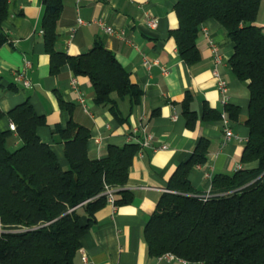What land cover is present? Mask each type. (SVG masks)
I'll return each instance as SVG.
<instances>
[{
  "label": "trees",
  "instance_id": "obj_1",
  "mask_svg": "<svg viewBox=\"0 0 264 264\" xmlns=\"http://www.w3.org/2000/svg\"><path fill=\"white\" fill-rule=\"evenodd\" d=\"M260 0H176L177 27L170 30L184 62L201 58L196 38L201 24L214 18L233 42L228 64L234 75L247 80L249 90L248 136L240 157L254 166L240 167L231 174L212 177L210 193L197 194L189 171L206 160L208 139L200 137L191 154L178 163L168 180L169 191L156 201L143 237L151 255L172 252L187 261L203 264H264V29L255 24ZM41 28L50 71L68 63L74 74L89 77L97 104H107L119 121L118 99L127 97L130 108L140 102L141 89L131 82L129 71L101 40L83 52L70 54L55 47L57 20L63 0H41ZM8 0H0V46L8 40L3 23ZM70 110V103L59 99ZM191 93L182 104L187 122L197 117L189 107ZM227 110L235 109L227 105ZM217 110L205 107L203 116L219 118ZM15 129L0 127V263L74 264L81 236L107 201L106 186L113 189L114 203L131 200L121 188L138 141L109 144L105 155L87 154L88 127L68 118L54 131L63 142V164L51 145L38 134L45 117L28 100L8 111ZM15 131L20 144L11 148ZM119 195V196H118ZM86 220H82V216Z\"/></svg>",
  "mask_w": 264,
  "mask_h": 264
},
{
  "label": "crops",
  "instance_id": "obj_2",
  "mask_svg": "<svg viewBox=\"0 0 264 264\" xmlns=\"http://www.w3.org/2000/svg\"><path fill=\"white\" fill-rule=\"evenodd\" d=\"M175 2L63 0L56 25V49L77 54L88 50L99 39L115 53L129 71L131 82L142 91L140 102L132 108L127 97L118 99L126 117L119 121L107 104L95 103L88 76L74 74L68 63L61 65L56 73L50 71L49 54L40 32L41 0H8V16L3 23L8 40L0 46V109L3 112L28 100L45 117L38 134L51 145L63 164H66L64 144L53 131L55 125H65L69 117L88 127L90 158L105 155L109 144L139 141L146 133L152 134L150 145L140 147L134 155L127 181L121 187L132 194L131 200L122 204L106 201L95 212L93 223L80 238L74 264H203L160 258L148 252L143 228L157 199L169 191L170 176L178 163L188 158L200 137L208 139L206 160L193 165L188 174L197 194L210 193L215 174H231L238 164L255 165V162L245 164L240 160L248 136L249 90L247 80L237 78L228 64L233 42L217 20L208 18L201 24L196 38L201 58L190 64L184 62L170 34L178 25ZM147 16L157 18L155 27L147 24ZM78 17L84 22L79 23ZM254 23L264 29V0L259 1ZM103 26H111L113 31L108 32ZM210 39L222 53L218 64L214 63ZM144 57L150 65L143 63ZM25 61H29L28 66ZM214 67L228 83L226 103L217 89ZM23 68L30 86L24 85L16 75ZM187 92L191 93L189 107L197 114L193 123L187 122L182 111L181 102ZM60 98L70 103V110L60 104ZM227 105L237 107L238 111L227 110ZM205 107L225 113L232 131L229 138L220 117L203 116ZM9 121L8 116H3L0 127L8 128ZM133 126L138 127L134 133ZM20 142L12 131L9 146L16 147ZM163 144L166 146L161 147ZM82 220H86L84 215ZM83 254L87 257L85 261Z\"/></svg>",
  "mask_w": 264,
  "mask_h": 264
},
{
  "label": "built area",
  "instance_id": "obj_3",
  "mask_svg": "<svg viewBox=\"0 0 264 264\" xmlns=\"http://www.w3.org/2000/svg\"><path fill=\"white\" fill-rule=\"evenodd\" d=\"M78 22L79 23H82L84 22L82 20V18L78 17ZM146 22L149 26L151 27H155L156 24H157V18L156 17H153V16H147L146 17ZM104 29L108 32H112L113 31V28L111 26H103ZM40 32L42 33L43 30L40 29ZM209 46H210V50L212 52V55H213V59H214V63L215 64H218L221 62L222 60V53L220 52L219 50V46L218 44L213 41L212 39L209 40ZM143 63L145 65H150L151 62L147 59V58H143ZM29 64V61H25V65L28 66ZM164 72H166V69H163ZM213 74L215 76V79H216V86H217V89L219 90L220 94H221V99H222V102L223 103H226L227 100H228V93H227V89H228V83L227 81L220 75V73L218 72L217 68L214 67L213 69ZM16 75L22 79L23 81V84L26 85V86H30L31 85V82L29 80V78L27 77L26 73H25V69H21L19 71H17ZM74 81L72 80V83ZM173 118H175V115L172 116ZM220 118L222 119V122L223 124L225 125V135H226V138H229L231 135H232V131L231 129L228 127V122H229V119L228 117L225 115L224 112H222L220 114ZM8 127L11 129V130H14L15 129V124L13 121H9L8 123ZM138 130V127L137 126H133L132 128V132H136ZM130 139V137H129ZM152 139V134L151 133H146L143 138L141 140H139L138 142L140 143V146H148L150 145V141ZM166 145L163 144L161 145V147H165ZM241 165L238 164L236 165L235 167V170L240 168ZM106 193H107V201L114 204V199H115V196L113 194V189H111L110 187H107L106 186ZM208 194H206L205 196H207ZM160 258L161 257H166L168 259H172V258H178L180 259L181 261H183V263H186L188 262L187 260L183 259V258H180V257H177L175 254H173L172 252H163L161 254L158 255ZM82 259L85 261L87 259L86 255L83 254L82 255ZM118 264H123V263H118Z\"/></svg>",
  "mask_w": 264,
  "mask_h": 264
}]
</instances>
